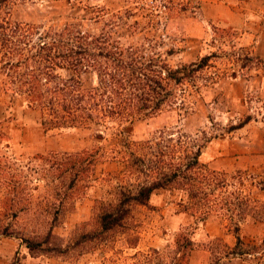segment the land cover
Here are the masks:
<instances>
[{
	"label": "rangeland",
	"instance_id": "rangeland-1",
	"mask_svg": "<svg viewBox=\"0 0 264 264\" xmlns=\"http://www.w3.org/2000/svg\"><path fill=\"white\" fill-rule=\"evenodd\" d=\"M243 1H10L6 10L12 20L59 28L76 18L87 30L109 32L124 46L141 45L146 56L160 54L171 67L210 56L209 65L185 84V100L180 94L185 105L124 127L132 148L144 152L148 141L169 140L175 156L182 145L202 144L200 161L227 178L222 197L231 201L242 192L250 207L239 246L233 225L238 213L224 209L223 215L200 222L190 235L195 248L183 259L175 256L176 241L197 224L182 211L180 192L155 191L148 205H133L123 226L103 231L102 205L115 203L119 188L134 185L136 176L124 161L103 158L68 197H59L47 185L52 177L43 167L49 164L39 156L91 149L99 141L88 129L47 131L39 112L6 92L0 78V264H200L207 257L205 264H264V49L243 39L250 25L244 17L233 24L227 19L246 10L250 20L264 14V0H247L249 8ZM82 81L91 87L96 75L84 74ZM247 117L249 122L235 128ZM124 127L112 124L103 143L113 147L114 134ZM55 180L51 185H58ZM6 205L25 209L14 214ZM7 224L13 232L3 233ZM25 237L35 238L38 248L30 249Z\"/></svg>",
	"mask_w": 264,
	"mask_h": 264
},
{
	"label": "trees",
	"instance_id": "trees-1",
	"mask_svg": "<svg viewBox=\"0 0 264 264\" xmlns=\"http://www.w3.org/2000/svg\"><path fill=\"white\" fill-rule=\"evenodd\" d=\"M10 1L0 0V78L4 90L39 112L47 131L88 129L99 141L91 149L39 156L49 164L43 167L48 177H52L47 185L59 197H68L69 191L98 161L103 158L124 161L126 170L136 176L137 182L131 187H120L115 203L102 205L99 221L103 231L123 226L132 215L133 205H148L152 194L163 189L182 194L179 202L182 211L194 216L197 224L193 231L181 232L175 256L180 254L182 259L189 256L196 245L190 235L200 222L222 214L224 209L238 213L233 225L239 246L249 198L242 192L231 201L222 197L228 191L227 178L200 161L203 145L191 148L182 145L183 150L175 156L176 150L169 140L154 144L148 141V150L144 152L143 147L132 148L124 127L152 118L167 108L179 109L180 102L185 105V84L190 85L195 73L209 65L210 56L171 67L160 54L146 56L141 45L124 46L109 32L97 34L87 30L76 18L59 28L12 20L6 10ZM60 70L69 75L64 76ZM87 73L96 75L91 87L83 85L82 76ZM249 121L247 117L235 128ZM112 124L124 128L120 134H114L116 144L108 147L103 139ZM55 178L59 182L53 186ZM6 208L15 211L14 214L25 209H16L15 205ZM11 227L12 224H7L3 233L13 232ZM25 238L30 249L38 248L40 243L35 238Z\"/></svg>",
	"mask_w": 264,
	"mask_h": 264
},
{
	"label": "crops",
	"instance_id": "crops-1",
	"mask_svg": "<svg viewBox=\"0 0 264 264\" xmlns=\"http://www.w3.org/2000/svg\"><path fill=\"white\" fill-rule=\"evenodd\" d=\"M244 6L245 8H249L247 0H244ZM249 11V10H248ZM261 13V11H260ZM253 14L256 17H254L253 19H249L251 16L248 15L247 10L243 11L241 14H238L237 16H227L228 22L229 24H233L234 22H236V20H241V17H244V24L245 26L248 25V23L250 24L249 26H246V29L244 30L243 33V39L246 40L248 43L252 42V44L254 45V48L257 49H264V20H260L262 17H264V14ZM261 15V16H260ZM257 19V20H256ZM264 19V18H263ZM255 20L257 22V25L255 24ZM258 222V220H257ZM196 254H194L195 256ZM208 258V257H207ZM207 258H205V262H202L200 264H205ZM198 264V263H195Z\"/></svg>",
	"mask_w": 264,
	"mask_h": 264
}]
</instances>
